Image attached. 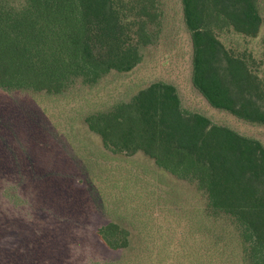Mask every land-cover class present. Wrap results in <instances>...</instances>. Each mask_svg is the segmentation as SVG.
Masks as SVG:
<instances>
[{
	"label": "rangeland",
	"instance_id": "rangeland-1",
	"mask_svg": "<svg viewBox=\"0 0 264 264\" xmlns=\"http://www.w3.org/2000/svg\"><path fill=\"white\" fill-rule=\"evenodd\" d=\"M155 2L144 23L135 0L132 32L145 42L132 69H113L92 84L78 78L61 92L0 86V264H199V252L218 246L242 252L240 229L209 208L197 181L164 170L143 150L105 143L89 123L165 82L177 88L187 114L201 113L264 145V124L213 107L193 85L182 1ZM220 38L230 50L252 54L264 76V30L256 37L225 30ZM107 226L118 246L101 238Z\"/></svg>",
	"mask_w": 264,
	"mask_h": 264
},
{
	"label": "trees",
	"instance_id": "trees-1",
	"mask_svg": "<svg viewBox=\"0 0 264 264\" xmlns=\"http://www.w3.org/2000/svg\"><path fill=\"white\" fill-rule=\"evenodd\" d=\"M181 1L193 44V85L213 107L264 124V76L254 70L252 54L230 50L220 38L225 30L258 36L264 30V0ZM155 5L139 0L144 23ZM135 9V0H0V86L61 92L78 78L92 84L113 69H132L145 42L132 32ZM116 108L110 116L89 118L105 143L143 150L164 170L197 181L209 208L232 217L240 229V254L218 246L214 253L199 252V264H264L262 142L201 113L187 114L170 83L156 82ZM127 110L135 112L129 120L123 116ZM107 229L101 238L118 246ZM182 238L172 250L176 257Z\"/></svg>",
	"mask_w": 264,
	"mask_h": 264
}]
</instances>
